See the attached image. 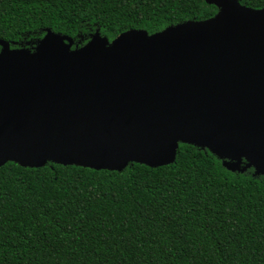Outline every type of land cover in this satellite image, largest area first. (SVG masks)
Here are the masks:
<instances>
[{
	"label": "water",
	"instance_id": "water-1",
	"mask_svg": "<svg viewBox=\"0 0 264 264\" xmlns=\"http://www.w3.org/2000/svg\"><path fill=\"white\" fill-rule=\"evenodd\" d=\"M205 1L213 16L151 34L0 39V166L155 167L182 142L264 172V7Z\"/></svg>",
	"mask_w": 264,
	"mask_h": 264
},
{
	"label": "trees",
	"instance_id": "trees-1",
	"mask_svg": "<svg viewBox=\"0 0 264 264\" xmlns=\"http://www.w3.org/2000/svg\"><path fill=\"white\" fill-rule=\"evenodd\" d=\"M217 11L205 0H0V39L33 51L50 29L79 47L94 34H151ZM227 161L182 142L171 163L155 167L8 160L0 264H264V172Z\"/></svg>",
	"mask_w": 264,
	"mask_h": 264
}]
</instances>
